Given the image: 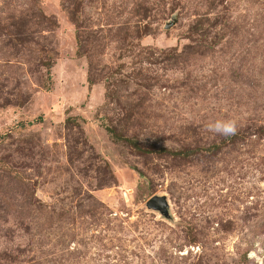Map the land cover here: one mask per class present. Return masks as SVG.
Segmentation results:
<instances>
[{"label": "rangeland", "instance_id": "obj_1", "mask_svg": "<svg viewBox=\"0 0 264 264\" xmlns=\"http://www.w3.org/2000/svg\"><path fill=\"white\" fill-rule=\"evenodd\" d=\"M0 264H264V0H0Z\"/></svg>", "mask_w": 264, "mask_h": 264}, {"label": "trees", "instance_id": "obj_2", "mask_svg": "<svg viewBox=\"0 0 264 264\" xmlns=\"http://www.w3.org/2000/svg\"><path fill=\"white\" fill-rule=\"evenodd\" d=\"M195 24H198L199 26L203 25L204 24V20L203 19H198ZM80 34L82 35V30H78V26H77L76 27V35H77V37ZM199 40H200V43L203 44L202 46L209 47V48H211L217 42V40H215V39L213 41H209V38L206 36V33L202 32V31L199 33ZM105 130L107 131L109 136L114 141H116V142H120V141L125 142L127 145H129L130 147H132L135 151H137L139 153H148V152H152L153 151V150H150L149 148H146V146H143L142 144H140L138 139H136L135 137L125 136V135L121 134L113 126H108L107 125L105 127ZM215 149H216V147L213 148V150H215ZM159 151L174 153L171 150H167L165 148H161V149H159ZM194 152L195 151H193V149H186L184 151H180L179 153H182L183 155H191Z\"/></svg>", "mask_w": 264, "mask_h": 264}, {"label": "clouds", "instance_id": "obj_3", "mask_svg": "<svg viewBox=\"0 0 264 264\" xmlns=\"http://www.w3.org/2000/svg\"><path fill=\"white\" fill-rule=\"evenodd\" d=\"M207 130L221 136H232L238 132V124L234 119L216 120L207 125Z\"/></svg>", "mask_w": 264, "mask_h": 264}, {"label": "water", "instance_id": "obj_4", "mask_svg": "<svg viewBox=\"0 0 264 264\" xmlns=\"http://www.w3.org/2000/svg\"><path fill=\"white\" fill-rule=\"evenodd\" d=\"M146 205L148 208L159 210L164 215L168 214V203L165 196H152L147 200Z\"/></svg>", "mask_w": 264, "mask_h": 264}]
</instances>
